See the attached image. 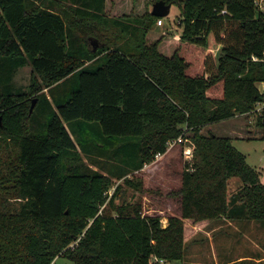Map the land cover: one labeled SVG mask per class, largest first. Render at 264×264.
Returning a JSON list of instances; mask_svg holds the SVG:
<instances>
[{
  "label": "trees",
  "instance_id": "16d2710c",
  "mask_svg": "<svg viewBox=\"0 0 264 264\" xmlns=\"http://www.w3.org/2000/svg\"><path fill=\"white\" fill-rule=\"evenodd\" d=\"M124 1L115 15L120 0H0V264H163L184 257L185 219L264 222L260 171L204 132L264 100V14L253 0H165L182 30L161 34L158 0ZM180 136L194 155L164 226L122 185L149 192L134 172Z\"/></svg>",
  "mask_w": 264,
  "mask_h": 264
},
{
  "label": "rangeland",
  "instance_id": "374dc122",
  "mask_svg": "<svg viewBox=\"0 0 264 264\" xmlns=\"http://www.w3.org/2000/svg\"><path fill=\"white\" fill-rule=\"evenodd\" d=\"M120 2L122 4L120 3L118 7L111 8V14L116 12L115 15H121L129 11L128 3L124 0H120ZM152 7L153 4L150 3V9ZM181 14V6L177 3L172 4L169 15L162 18L163 24H157L151 33L159 32L162 34L166 28L170 29L172 35L180 33L182 28L179 26L178 21ZM169 39V45H174L175 38L171 37ZM93 43L96 44V49L101 45L98 40ZM211 50L216 53L220 52V45L213 43ZM28 79L29 73L22 71L18 76V83L24 86L27 84ZM258 88L260 89L259 83ZM257 107H259L258 110H256ZM256 108L252 112L238 113L232 118L208 124L204 128V132L212 131L218 135L230 137L233 144L246 155L247 161L260 171L261 180L264 182V125L259 123V118L264 117V100L259 101ZM250 129L253 132H250ZM192 143L190 138L183 143L176 144L168 149L165 154L157 155L146 173L142 169L134 172L135 176L145 178L147 188L151 189L147 193H137L134 189L123 184L122 180L114 178L116 184L119 182L123 184L122 191L128 198L142 199L145 213L160 214L164 226L168 224L170 215L179 214L178 199L171 198L168 194L181 185L182 171L189 161L185 157V146ZM241 186V178L238 176L232 177L229 180L228 196L231 197ZM113 189L110 190V193L113 192ZM224 231L223 233L212 232L211 239H209L203 232L193 235L190 230H187L183 259L166 262L165 264H228L229 262L242 264L240 260L245 256L251 255L257 258L259 252L264 255V250L259 246V238H262V236L259 234V224L257 222L251 221L249 224L248 222L243 224L240 221L235 223L232 230L225 228ZM53 264L75 263L64 256H58Z\"/></svg>",
  "mask_w": 264,
  "mask_h": 264
},
{
  "label": "crops",
  "instance_id": "0c3cea01",
  "mask_svg": "<svg viewBox=\"0 0 264 264\" xmlns=\"http://www.w3.org/2000/svg\"><path fill=\"white\" fill-rule=\"evenodd\" d=\"M250 132H253L252 129H250ZM150 164L151 163H148L142 168L144 173H146ZM240 221H242L243 224L247 222L249 224V222H251L245 219H242V220L241 219H229L225 216H222L217 219L204 220L200 222H193L191 219H185V224H186V231L190 230L193 235L203 232L208 236L209 239H211L212 232L223 233L225 232L224 231L225 228L232 230L235 226V223L240 222ZM257 223L259 224V234L262 236V238H259V246L262 250H264V222H257ZM244 258H250L258 262L259 264H264V255H261V252H259V256H257V258L251 255L245 256Z\"/></svg>",
  "mask_w": 264,
  "mask_h": 264
},
{
  "label": "built area",
  "instance_id": "2783aa9c",
  "mask_svg": "<svg viewBox=\"0 0 264 264\" xmlns=\"http://www.w3.org/2000/svg\"><path fill=\"white\" fill-rule=\"evenodd\" d=\"M253 2L255 4V6H256V9L259 12H262L264 14V0H253ZM158 24L159 25L163 24V20L159 19L158 20ZM252 59L253 60H259L260 58L258 56H256V55H253ZM259 85H260L261 93L264 94V81H260ZM258 108L259 107H257L256 110H258ZM185 140H188V138L183 137V136H180L177 139L170 140V141H168V148L167 149H170V148L174 147L176 144L183 143ZM184 153H185V157L188 158V160H192L193 155H194V144L192 143L190 145L185 146ZM158 155L161 156L163 154H158ZM162 263L165 264L166 262L164 263V261H162Z\"/></svg>",
  "mask_w": 264,
  "mask_h": 264
},
{
  "label": "water",
  "instance_id": "95a60500",
  "mask_svg": "<svg viewBox=\"0 0 264 264\" xmlns=\"http://www.w3.org/2000/svg\"><path fill=\"white\" fill-rule=\"evenodd\" d=\"M172 3H166L165 0H158L153 3V7L151 9V13L153 15L159 16V17H166L169 15L171 10ZM95 44V43H94ZM94 50H96V44L94 47ZM36 103V99L33 100L30 111L32 112L34 109Z\"/></svg>",
  "mask_w": 264,
  "mask_h": 264
}]
</instances>
